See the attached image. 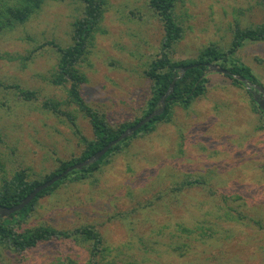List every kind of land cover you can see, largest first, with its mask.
<instances>
[{
	"label": "rangeland",
	"instance_id": "374dc122",
	"mask_svg": "<svg viewBox=\"0 0 264 264\" xmlns=\"http://www.w3.org/2000/svg\"><path fill=\"white\" fill-rule=\"evenodd\" d=\"M106 1L80 67L87 81L79 91L115 126L143 115L150 97L143 72L158 54L163 28L149 0ZM81 14L76 0L46 1L25 23L0 33V82L36 97L24 101L15 88L0 89V184L23 169L27 180L42 179L58 159L79 156L73 128L92 138L83 115L73 112L72 125L43 105L50 100L74 111L48 82L57 54L51 45L39 46L69 45L71 24ZM175 14L183 37L173 47L174 60L195 58L210 44L224 51L235 22L248 28L264 19L257 0H181ZM32 49L23 67L20 58ZM234 58L264 89V41H245ZM206 78L204 94L188 108L174 106L170 122L133 139L88 180L66 181L39 198L21 226H92L102 238L94 259L89 243L76 239L24 255L0 246V264H264V115L254 110L246 88L226 75L207 70ZM187 179L201 182L182 186Z\"/></svg>",
	"mask_w": 264,
	"mask_h": 264
},
{
	"label": "trees",
	"instance_id": "16d2710c",
	"mask_svg": "<svg viewBox=\"0 0 264 264\" xmlns=\"http://www.w3.org/2000/svg\"><path fill=\"white\" fill-rule=\"evenodd\" d=\"M46 1L57 0H0V33L11 30L17 25L25 23L34 13H36ZM82 5V14L71 24V43L67 46H60L53 41L40 45H51L57 54L56 66L53 72L49 74L48 82L53 86L60 88L67 97L65 105L68 108L74 107V111L63 110L60 103H54L47 100L43 103L47 111H51L56 116H63L74 125L73 112L80 113L91 126L92 138L87 139L79 135V129L73 128L79 146H81L80 155L72 157L69 160H57V169L39 180H27L26 170L17 171L12 174L10 179L2 178L0 184V208H9L18 204L35 187L48 181L53 176L60 174L68 167L87 160L95 152L116 139L127 128L134 126L146 115L157 108L161 97L166 93L174 77L179 74L182 67L191 66L182 78L175 82L172 94L166 100L164 112L150 120L137 130L132 136L122 140L113 146L96 163L84 167L80 170H73L61 180L54 183L51 187L41 191L36 197L22 210L9 216L0 218V246L6 248L17 255L27 254L45 243L54 241L65 242L66 240L80 239L89 243V253L94 259L99 253L102 243L100 234L92 226H81L73 230H59L51 226H39L26 230H20L22 224L28 219L29 214L34 209L39 198L55 191L66 181L82 182L91 178L95 172L100 170L106 159L123 152L124 147L128 146L133 139L139 136H145L154 131L158 123H168L171 120L172 108L174 106L188 108L191 103L200 98L204 92L207 83L206 73L208 64L219 65L227 69L231 74L248 80L251 83L261 85L256 80L250 69L234 58L235 53L244 44L245 41L259 42L264 41V19L263 21L248 28H240L239 23L235 22L233 30V41L226 50H218L217 46L210 44L202 48L195 58L189 60L172 59V50L183 37V28L175 14V7L181 0H149L148 8L162 24L163 37L157 56L147 64L144 69V76L149 81V93L143 115L134 119L132 122H125L120 125H110L103 113L88 106L80 95V85L86 83V78L80 71L81 65L86 61L88 54L95 40V36L100 31V23L103 20L106 11V0H76ZM264 10V0H257ZM32 49L28 55L20 58L23 67L25 63L32 60L36 53ZM9 59H14L9 55ZM233 85L244 87V83L236 78L227 76ZM15 88L18 97L24 101L36 99L35 92L25 91L16 86L7 87L0 82V89L8 90ZM246 90V89H245ZM247 94L254 106V110L263 114L248 90ZM264 115V114H263ZM78 129V130H77ZM81 133V132H80ZM0 168L3 169V163L0 162ZM199 179H187L182 186L199 184ZM180 190V187L177 188Z\"/></svg>",
	"mask_w": 264,
	"mask_h": 264
},
{
	"label": "water",
	"instance_id": "95a60500",
	"mask_svg": "<svg viewBox=\"0 0 264 264\" xmlns=\"http://www.w3.org/2000/svg\"><path fill=\"white\" fill-rule=\"evenodd\" d=\"M191 66L182 67L179 71V74L173 78L170 86L168 87L166 93L161 97L159 104L156 109H154L151 113L146 115L143 119H141L138 123H136L134 126L127 128L123 133H121L120 136H118L116 139L105 145L103 148L95 152L93 155H91L87 160L74 164L70 167H68L66 170L61 172L58 175L53 176L48 181H45L44 183L38 185L33 189L31 193H29L24 199H22L18 204L9 207V208H0V218L9 216L11 214H14L20 210H22L24 207H26L35 197L38 193L41 191L51 187L54 183L61 180L63 177H65L67 174L72 172L73 170H80L84 167H87L91 164L96 163L99 159H101L106 152H108L113 146H115L117 143L121 142L122 140L132 136L137 130H139L143 125L148 123L150 120L155 118L156 116L161 115L164 112L165 106H166V100L167 98L172 94L175 82L182 78L185 74V72L190 69ZM208 70H212L216 73H220L226 76H231L233 78L238 79L239 81L244 83V86L246 90L251 91L255 94L253 97L254 102L259 107L260 111L264 114V89L262 86L254 84L249 82L248 80H245L241 77H237L230 73L229 70L223 69L221 67H218L214 64H208Z\"/></svg>",
	"mask_w": 264,
	"mask_h": 264
},
{
	"label": "flooded vegetation",
	"instance_id": "af4514ba",
	"mask_svg": "<svg viewBox=\"0 0 264 264\" xmlns=\"http://www.w3.org/2000/svg\"><path fill=\"white\" fill-rule=\"evenodd\" d=\"M249 93H250V96H251L252 98L255 96V94L252 93L251 91H249Z\"/></svg>",
	"mask_w": 264,
	"mask_h": 264
}]
</instances>
